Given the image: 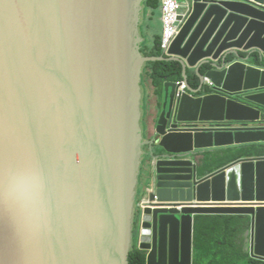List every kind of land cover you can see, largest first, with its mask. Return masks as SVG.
<instances>
[{
	"label": "water",
	"instance_id": "water-1",
	"mask_svg": "<svg viewBox=\"0 0 264 264\" xmlns=\"http://www.w3.org/2000/svg\"><path fill=\"white\" fill-rule=\"evenodd\" d=\"M143 1L0 0V264H129L134 247L145 264H192L206 214L248 216L264 264V154L204 160L264 144V68L250 61L264 60V0H179L190 13L166 59L183 81L164 83L149 139L141 77L165 58L141 53ZM188 69L210 93L190 90Z\"/></svg>",
	"mask_w": 264,
	"mask_h": 264
},
{
	"label": "trees",
	"instance_id": "trees-1",
	"mask_svg": "<svg viewBox=\"0 0 264 264\" xmlns=\"http://www.w3.org/2000/svg\"><path fill=\"white\" fill-rule=\"evenodd\" d=\"M142 6V17L145 16V21L140 24V30H143L141 25L145 23L146 32L141 33L143 38L141 53L145 57L156 59L164 57L165 59L146 64L141 77V84L145 88L144 83L148 80L154 94H158L164 83L183 81L182 65L177 61L166 59L167 57L161 50V29L157 25V20L160 17V1L144 0ZM251 63L254 66L264 68V60H260L257 56H253ZM208 69L209 66L204 65L199 70V74H204ZM186 74L190 90L198 91L197 95L210 93V89L206 86L202 87L201 92L199 91L200 80L193 70H187ZM262 154H264V144H243L218 148L212 152L207 151L204 154V160L205 164L212 162L216 166H222L240 157ZM235 217H242V215L206 214L196 217L193 228L192 264H258L255 258L246 254H228L227 250L224 254H221V252L215 254L216 247L221 250L226 246L225 241L229 238H224L223 232H225L226 227L231 226V220ZM227 233L231 234V232ZM210 255L213 256L209 258ZM217 255L220 257L217 258ZM129 264H145V252L134 247L129 255Z\"/></svg>",
	"mask_w": 264,
	"mask_h": 264
},
{
	"label": "built area",
	"instance_id": "built-area-1",
	"mask_svg": "<svg viewBox=\"0 0 264 264\" xmlns=\"http://www.w3.org/2000/svg\"><path fill=\"white\" fill-rule=\"evenodd\" d=\"M160 1V23H161V50L163 54L167 56L168 50L179 34L182 23L187 18L190 13L188 5L184 6L179 0H159ZM184 7L185 10L182 12L181 8ZM181 16V20L178 22V18ZM179 23V24H178ZM203 85L207 88L212 87V83L205 77H203ZM187 93L185 86L183 85L176 93V97H179L181 93ZM151 192L150 185H147L144 188L142 199L139 201V207L137 208L138 221L136 220L138 241L140 242L142 234H140L143 223V210L146 203L149 202L147 197H144V194H149ZM212 205L214 202H210ZM137 218V216H136ZM138 242V243H139Z\"/></svg>",
	"mask_w": 264,
	"mask_h": 264
},
{
	"label": "rangeland",
	"instance_id": "rangeland-1",
	"mask_svg": "<svg viewBox=\"0 0 264 264\" xmlns=\"http://www.w3.org/2000/svg\"><path fill=\"white\" fill-rule=\"evenodd\" d=\"M145 21V16L142 17L141 19V24ZM157 25L160 27V22L159 19L157 20ZM143 27V30H140L142 34H144L145 31V23L143 25H141ZM250 61H252V58L250 59ZM189 71H191L190 69H188ZM164 85H162V87L160 88V93L158 94H154V90L153 88L150 86L149 81L146 80L144 83V89H145V96H144V103H143V110H144V116H143V125H144V132L143 135L144 137L148 138L151 137L153 135V129H154V124H155V120L157 118V116L160 113V109H161V104H162V99H163V88ZM155 102H157V104L155 105ZM146 125V126H145ZM145 150L147 151V148H145ZM153 150H155L156 152L160 151V148L156 145L153 146ZM146 156L143 157V163H145ZM143 165V164H142ZM144 165H143V170L141 171L140 174V178H139V184H138V193H137V200L140 201L142 199L143 196V192H144V188L146 187L145 181L143 179V175H144ZM138 215L136 220L138 221ZM136 227H134V233L136 235ZM134 235V236H135ZM213 255H210L209 258H211ZM217 258H219L220 256L217 255Z\"/></svg>",
	"mask_w": 264,
	"mask_h": 264
},
{
	"label": "crops",
	"instance_id": "crops-1",
	"mask_svg": "<svg viewBox=\"0 0 264 264\" xmlns=\"http://www.w3.org/2000/svg\"><path fill=\"white\" fill-rule=\"evenodd\" d=\"M155 104H157V102H155ZM149 138L150 137H148L147 139ZM142 177L145 181L146 171H144V175ZM231 221V226L226 227L225 232H223L224 238H229L225 241L226 246L221 250L216 247L215 254H219V252H221V254H224L227 250L228 254H246L247 256H251L249 217L242 215V217H235ZM227 232H231V234H228ZM226 235H228V237H226Z\"/></svg>",
	"mask_w": 264,
	"mask_h": 264
},
{
	"label": "flooded vegetation",
	"instance_id": "flooded-vegetation-1",
	"mask_svg": "<svg viewBox=\"0 0 264 264\" xmlns=\"http://www.w3.org/2000/svg\"><path fill=\"white\" fill-rule=\"evenodd\" d=\"M155 105H156V104H155ZM145 126H146V125H145ZM145 148H147V146H145ZM145 148H144V149H145ZM145 156L147 157V154H145ZM137 201H138V200H137Z\"/></svg>",
	"mask_w": 264,
	"mask_h": 264
},
{
	"label": "clouds",
	"instance_id": "clouds-1",
	"mask_svg": "<svg viewBox=\"0 0 264 264\" xmlns=\"http://www.w3.org/2000/svg\"><path fill=\"white\" fill-rule=\"evenodd\" d=\"M159 21H160V17H159ZM161 25V24H160ZM167 57V56H166ZM180 83V82H179ZM204 86V85H203ZM135 225H136V222H135Z\"/></svg>",
	"mask_w": 264,
	"mask_h": 264
}]
</instances>
